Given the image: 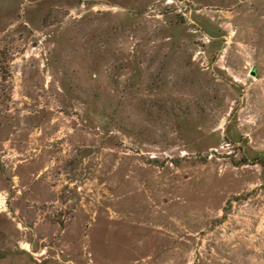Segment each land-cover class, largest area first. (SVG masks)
<instances>
[{
    "label": "rangeland",
    "instance_id": "rangeland-1",
    "mask_svg": "<svg viewBox=\"0 0 264 264\" xmlns=\"http://www.w3.org/2000/svg\"><path fill=\"white\" fill-rule=\"evenodd\" d=\"M264 0H0V264H264Z\"/></svg>",
    "mask_w": 264,
    "mask_h": 264
},
{
    "label": "trees",
    "instance_id": "trees-1",
    "mask_svg": "<svg viewBox=\"0 0 264 264\" xmlns=\"http://www.w3.org/2000/svg\"><path fill=\"white\" fill-rule=\"evenodd\" d=\"M263 167H264V165H263Z\"/></svg>",
    "mask_w": 264,
    "mask_h": 264
}]
</instances>
